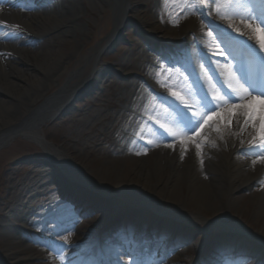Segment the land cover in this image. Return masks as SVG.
Returning a JSON list of instances; mask_svg holds the SVG:
<instances>
[{
    "label": "rangeland",
    "instance_id": "obj_1",
    "mask_svg": "<svg viewBox=\"0 0 264 264\" xmlns=\"http://www.w3.org/2000/svg\"><path fill=\"white\" fill-rule=\"evenodd\" d=\"M58 1L24 0V3L31 5L32 9L44 10L48 3L55 4ZM108 1L111 0H74L78 7V14L75 15L77 22L68 29L72 30L75 39L74 42L61 46L62 57L74 58L59 83L47 88L45 98L38 104L41 106L48 98L56 95L75 70L82 69L83 73L72 85L86 80L94 70H107L106 76L92 89L76 96L55 119L41 126L45 142L61 151L69 150L75 164L80 166L87 185L94 189L83 188L79 182L78 185L71 184L67 178L69 176L63 174L68 172V169L61 167L52 153L31 137L19 134L0 144V264H7L3 259L6 255L11 257L12 262L9 264H45L46 254L41 253L31 259V252L23 250L22 243L10 241L8 229L19 231V237H23L27 244L52 253L55 264H93L91 260L96 250L95 239L98 230L114 213L118 214L119 219L116 225L111 226L109 236H105L104 247L110 257H116L118 264H191L195 258L196 246H201L205 237L206 250L196 261L197 264H264V233L261 232L264 229V210L260 200L264 191V172L249 187L241 188L230 196L212 185L214 183L216 186H222L223 170L204 174L202 179L208 182L212 191L204 195L201 216L192 218L194 211L189 207V216L184 221L159 217L152 209L142 210L143 205H140L139 197L126 192L125 188L120 189L123 196L118 199L108 198L104 194L103 187L120 186V178L125 174H128L132 181H140V176L133 167V161H136L138 156L149 162L153 161L150 149L144 146L143 150L131 151L136 144L142 145L138 142L139 138L145 140L142 136L145 120L154 121L161 113L155 100L148 101L150 95L153 96L157 89L167 91L177 103L183 101L182 96L188 95L186 78L182 77L175 63L169 68L166 64L167 60L182 58L180 43L188 41L190 51L192 46L194 47L192 36L198 37L206 53L220 61L221 66H225V63L219 60L218 54L209 47V44L220 47V35L203 21L201 12L195 11L196 4L186 0H136L140 4L137 11L142 13L144 22H127L115 35L112 43H108L116 23L115 13L109 7ZM157 2L163 6L157 5ZM189 3L192 4V10L187 12ZM233 8H236L241 16L247 15V6L236 0H219L218 4H209L208 15L214 18L218 13L225 14L234 10ZM7 9L11 12L20 10L30 16L28 8L22 10L20 7L7 6ZM168 11H171L170 20H174V26L189 17H196L200 21L186 39L183 37V30L179 29L177 32L182 33V37L174 39H168L164 31L160 36L152 33L155 24H167ZM34 17L38 16L35 14ZM244 22L247 23L248 19ZM0 29L3 37L29 42L30 51L42 45H49L48 40L51 38L47 36L34 40L28 33L7 26H0ZM206 32L209 35L205 34ZM79 49L82 54L75 57ZM97 51L100 52L97 58L87 63V59ZM12 59L14 65L21 69L22 77L27 74L26 71H34L33 66L37 61L33 54L28 56L29 64L27 60L23 61L17 56ZM226 67L228 68L227 64ZM7 70L8 73H15L12 67ZM149 71L157 80H152L151 84L146 78ZM234 80L233 77L227 79L228 88L233 89ZM11 90L19 91L15 87ZM209 95L215 100V104H218L217 97L221 99V95L225 96L215 93L213 89ZM24 97L27 98L26 95ZM189 97L191 102L180 103L186 113L190 111V103L194 102L195 106L199 103L196 97ZM226 98L223 97L228 100ZM8 101L22 111L20 103L12 99ZM226 129L232 130L231 126H226ZM253 144L254 141H250L248 147ZM242 154H235L233 157L239 156L242 160L251 157L260 159L264 156V146L258 148L256 154ZM230 171L231 169L229 174ZM58 177L62 178L66 187L73 190L74 199L63 198L65 187L59 185ZM72 178L76 180L77 177ZM152 183H156L154 179ZM178 195L179 200L185 201L188 188L184 186ZM21 200L26 212L37 216L40 221L30 233H24L18 219L10 217L9 211H4L9 205L13 209ZM164 207L167 211H176L180 204L175 201L165 204ZM44 211L50 212L40 215ZM230 219L243 230L239 231L237 228L231 231L226 228L223 222ZM5 227L8 229L5 230ZM80 230L85 237L84 243L77 242V232ZM227 230L230 231L225 232ZM122 232L126 233L123 237H126L127 244L134 242L132 248H128L122 241ZM143 234L151 237V245L155 243L152 253L145 255V258H152V262L138 260L144 256V253L137 252L136 248L137 244L140 246L138 242ZM114 241L119 245L116 246ZM145 244L147 240L142 246ZM236 250H242L243 255L234 258ZM65 252L71 257L70 260L65 261ZM160 257L162 260H158Z\"/></svg>",
    "mask_w": 264,
    "mask_h": 264
},
{
    "label": "bare ground",
    "instance_id": "obj_2",
    "mask_svg": "<svg viewBox=\"0 0 264 264\" xmlns=\"http://www.w3.org/2000/svg\"><path fill=\"white\" fill-rule=\"evenodd\" d=\"M23 1L0 0V24L21 28L31 35L34 40H36L35 38L42 39L47 36H51V38L48 40L49 45H42L34 51H30L28 49L29 42H24L22 39L13 41L6 36L3 37L0 29V144L7 141L8 138L19 134L31 137L39 142L45 150L50 151L61 167L68 169L66 173L71 174L75 178L77 177L76 181L84 184L86 181L81 174L80 166L75 164L70 151L67 149L61 151L49 146L41 133V125L67 108L76 96L92 89L106 76L107 70L104 68L94 70L86 80L72 85V82L83 73L82 69L75 70L66 85L56 95L48 98L43 105L38 106L40 100L45 98L47 88L59 83L61 77L67 72L72 63L74 57H62L61 46L74 42L75 35L68 28L77 22V16L75 15L78 14V7L74 0H59L55 4L48 3L47 8L44 10L32 9L31 5L26 3L24 6L31 11L29 13L30 16H26L20 11L10 12L7 9V6H23ZM108 5L115 13L116 20L113 35L107 40L108 43H112L115 35L123 29L127 22L137 21V24L144 22L142 13L137 11L140 4L136 0H111L108 1ZM157 5H159V2H157ZM159 6L162 7L163 4L161 3ZM233 9L225 12V14L218 13L214 18L215 22L229 33L243 38L248 45L264 56V48H261L254 32V29L258 28V26L253 24V20H248L245 23V19H243L245 14L241 16L236 8ZM169 12L171 11H168L166 16L167 24L165 26L155 24L152 27V33L160 36L164 31L168 39L182 37V33L178 34V29L183 30V33L186 34L190 30H194L200 21L196 17H189L174 26V20H170L171 14ZM35 14L38 16L37 18L34 17ZM79 28L81 27L79 26ZM205 34L209 35L208 32ZM220 42V49L216 45H210V42L208 44L213 52L217 54L222 52L223 55L221 57L225 58L231 44L229 40L225 41L223 38H221ZM99 51L92 54L87 59V63L97 58L100 54ZM30 54H33L35 59H37L33 66L34 71H26L27 74L22 77L21 69L14 65V59L12 58L17 56L21 60H27L26 62H28ZM80 54H82L81 49L76 52L75 57ZM9 67L14 68L15 73H8L7 69ZM219 67L224 73V78H226L225 68L221 65ZM146 78L150 84L152 80L157 81L156 76L153 77L150 71ZM203 85L210 87L209 80L203 81ZM14 87L18 88L19 91L11 90ZM234 88L237 90L235 91V103L233 101L229 103L221 101L220 110L214 114H201L196 107L191 109L193 111L188 115V118L192 119L195 114V117L200 118V122L196 130L191 131L190 134L182 127L176 125L170 113L161 111L158 118L152 122L155 128L149 127L142 130V136L145 138L143 142L151 149L153 161L149 162L144 157L138 156L137 160L133 161V167L140 176V181H132L129 175L125 174V176L120 178L119 184L121 187L117 185L119 188H102V190H105L104 194H106V197L118 199L123 196L120 189L125 188L126 192H131L139 197V203L142 205L147 203L157 215L165 218L175 217L184 221L189 216V207L194 211L191 214L192 218L197 219L201 216V204L204 200V195L210 194V191H212V187L208 182L202 179L204 174L209 175L223 170V174L221 173L224 178L222 186L221 184L216 186L214 183L212 185L220 188L229 196L257 181L264 172V156L260 159L251 157L245 160L240 159L239 156L233 157L235 154L240 155L243 152L249 155L256 154V150L264 146V141L261 140L260 136L259 119L255 121L249 120L247 118L248 110L239 107V105L249 103L256 92H252L249 95L243 91V87L237 84L234 85ZM8 99L20 103L22 111ZM183 99L185 101L189 100L186 96ZM148 101H151L150 97ZM233 109L238 110L232 111ZM200 125H203V127H200ZM226 126H231L232 130H227ZM182 140L184 141L183 143H181ZM250 141H256L258 146L256 150L255 148H247ZM169 144L174 145V148L169 147ZM197 145H199V148H197ZM137 150H142V147L135 145L131 148L132 152ZM228 169H231L230 174L227 172ZM153 179L156 182L155 184L152 183ZM57 181L60 186L65 187V198L74 197L73 190L65 186L61 177H58ZM184 186L188 188V197L185 201H181L178 194ZM87 187L94 189L91 185H87ZM260 198L264 210V191ZM175 201H178L180 207L176 211H167L164 205L175 203ZM23 207L24 202L21 200L13 209L9 205L4 211H9L10 217L13 216L18 219L24 233H30L40 224V221L37 220V216L26 212ZM45 209L48 210V208ZM49 212L44 211L40 215H46ZM223 224L230 230L239 228L231 219L230 221H224ZM6 229L8 228L5 227ZM242 230L239 228V231ZM7 232L11 235L10 241L22 243L21 248L31 252V259L38 257L41 253H46L42 249L27 244L23 237H19V231L8 229ZM261 232L264 233V229ZM77 234V242L84 243L85 237L82 230L78 231ZM51 250L53 251V249ZM68 255L67 252L64 253L65 261L71 259ZM3 259L7 264L12 262L9 255L4 256ZM45 264H55L52 253L47 252Z\"/></svg>",
    "mask_w": 264,
    "mask_h": 264
},
{
    "label": "snow or ice",
    "instance_id": "obj_3",
    "mask_svg": "<svg viewBox=\"0 0 264 264\" xmlns=\"http://www.w3.org/2000/svg\"><path fill=\"white\" fill-rule=\"evenodd\" d=\"M186 2H191L196 4L195 11L201 12L202 9L207 4H218L219 0H186ZM236 2L243 3L247 6V15L243 17V19L252 20L255 19L259 22L260 25L264 26V13L257 14L256 12V5H260L264 7V0H236ZM251 27V25H249ZM254 32L256 33L257 39L260 42L261 48H264V27H258L254 29ZM220 55H223L221 52ZM261 63L264 65V58H261ZM245 81V83L248 84L247 88H243V91L249 95H251V92L258 93L257 96H254L252 100L243 105H239V107L247 109V118L249 120L255 121L259 119L260 121V136L261 140L264 141V77H261L260 80L257 82L255 81L251 76H245L241 77ZM251 89V92L249 91ZM234 92L237 90H233ZM173 95H176L173 93ZM225 96L228 100H232L233 103H235V97L229 93H225ZM217 100H220V97L216 98ZM202 106L206 109L207 112H212L215 110L217 105H211L209 101L202 100ZM238 109H233L232 111H236ZM175 123L182 127L183 129L187 131H195L197 125L200 122V118L195 117V114L192 119L184 118L182 115L177 113V115L174 117ZM231 123V121H229ZM200 127H203V125H200ZM184 141L182 140L181 143ZM169 147H173L174 145L169 144ZM197 148H199V145H197Z\"/></svg>",
    "mask_w": 264,
    "mask_h": 264
},
{
    "label": "water",
    "instance_id": "obj_4",
    "mask_svg": "<svg viewBox=\"0 0 264 264\" xmlns=\"http://www.w3.org/2000/svg\"><path fill=\"white\" fill-rule=\"evenodd\" d=\"M55 116H52L51 119H53Z\"/></svg>",
    "mask_w": 264,
    "mask_h": 264
}]
</instances>
